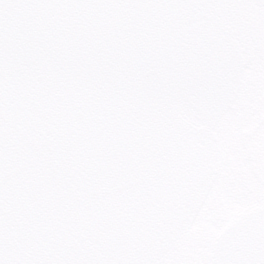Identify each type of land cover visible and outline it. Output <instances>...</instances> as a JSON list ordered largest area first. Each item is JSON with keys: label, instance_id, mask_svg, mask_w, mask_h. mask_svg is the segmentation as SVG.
I'll list each match as a JSON object with an SVG mask.
<instances>
[{"label": "snow or ice", "instance_id": "1", "mask_svg": "<svg viewBox=\"0 0 264 264\" xmlns=\"http://www.w3.org/2000/svg\"><path fill=\"white\" fill-rule=\"evenodd\" d=\"M0 264H264V0H0Z\"/></svg>", "mask_w": 264, "mask_h": 264}]
</instances>
